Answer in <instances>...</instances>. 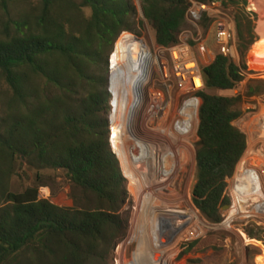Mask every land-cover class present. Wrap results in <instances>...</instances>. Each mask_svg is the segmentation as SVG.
<instances>
[{
	"label": "trees",
	"instance_id": "trees-1",
	"mask_svg": "<svg viewBox=\"0 0 264 264\" xmlns=\"http://www.w3.org/2000/svg\"><path fill=\"white\" fill-rule=\"evenodd\" d=\"M23 2L29 7L14 14L12 8ZM137 3L142 18L136 0H0V78L10 91L9 113L0 121V264H101L125 238L128 220L120 212L128 193L108 146L103 74L120 33L139 34L137 29L146 23L157 45L173 46L187 25L190 8L188 0ZM229 3L240 65L218 53L212 63L201 66L206 91L200 94L191 190L194 207L214 225L221 223V210L230 205L227 180L247 150V139L235 126L242 116V96L213 92L238 89L257 41L255 20L246 12L248 0ZM209 25L204 17L199 26ZM258 57L259 69L264 68V55ZM38 82L55 93L39 90ZM23 159L39 169L62 170L73 207L40 199L39 189L48 185L40 174L34 186L13 192L10 181ZM246 231L249 264H264V245L256 241L260 229ZM200 241L187 245L183 255Z\"/></svg>",
	"mask_w": 264,
	"mask_h": 264
},
{
	"label": "built area",
	"instance_id": "built-area-1",
	"mask_svg": "<svg viewBox=\"0 0 264 264\" xmlns=\"http://www.w3.org/2000/svg\"><path fill=\"white\" fill-rule=\"evenodd\" d=\"M188 2L187 23L199 28L206 17L214 27L219 53L235 63L236 28L231 18L222 17L221 3ZM201 66L184 30L170 47L123 31L108 57V146L119 163L128 202L133 203L132 217L136 222L140 217L148 222L155 217L156 227L150 222L154 248L156 243L176 249L202 235L201 226L205 227L189 202L196 175L200 94L206 91ZM175 87L179 106L171 116ZM253 115L246 125V154L228 180L230 206L222 212L227 228L236 229L234 222L247 220L264 226V107ZM48 197L47 189L39 190L40 199ZM161 221L170 226L160 229ZM158 249L155 253L162 251ZM119 262L121 259L115 260V264Z\"/></svg>",
	"mask_w": 264,
	"mask_h": 264
},
{
	"label": "rangeland",
	"instance_id": "rangeland-1",
	"mask_svg": "<svg viewBox=\"0 0 264 264\" xmlns=\"http://www.w3.org/2000/svg\"><path fill=\"white\" fill-rule=\"evenodd\" d=\"M221 3L222 7L220 9L223 14L222 17H229L233 20V6L229 3V0L218 1ZM31 4V3H30ZM137 8L141 16V10L139 4L137 3ZM27 2L19 3L12 8L14 14L21 13L23 10L28 8ZM85 16H90V10H84ZM246 12L251 14L250 19L254 21V33L257 41L252 46L246 58L247 70L244 72L245 78L234 92H213L218 96L234 97L236 95L242 96L241 112L242 116L238 121L235 122V126L245 134L247 131L246 125L249 124V119L257 114H259L264 107V68L259 69L257 63H259L258 55H264V16L259 10L257 0H248V5L246 7ZM234 22V21H233ZM235 24V23H234ZM189 36V41L192 42V46L197 52V55L201 61L202 65H209L203 59L201 49H204L209 57V62L212 63L215 56L219 53V47L215 39V30L213 25H209L207 28H195L187 23L186 27L183 29ZM138 36L150 39L152 42L155 41V34L153 30L145 23L144 26L140 27L136 31ZM200 38L198 43L194 40ZM262 38V40H261ZM235 41V50L236 49ZM263 45L261 48L255 47L256 45ZM201 48V49H200ZM240 55L237 51V58L235 63L240 65ZM108 72L105 71L103 77L107 78ZM39 90L47 91L49 95L55 92L51 88H47L45 83L38 82ZM171 116L176 113L179 103L178 100V88L175 87L171 91ZM256 94H253L255 93ZM253 95H249V94ZM9 88L6 83L0 78V121L7 117L8 115V101H9ZM108 113L103 117L107 119ZM248 132V131H247ZM246 136V134H245ZM247 138V137H246ZM248 145V140H247ZM246 154V153H245ZM245 156V155H244ZM243 156V158H244ZM242 158V159H243ZM241 159V160H242ZM195 173V172H194ZM40 174L44 176V181L48 184L47 186L41 187L40 189H47L49 193L48 200L58 206L63 208L73 207V200L71 198L72 189L68 184L65 173L58 169L50 168H40L36 164H29L26 160H21L17 164L16 173L11 178L10 188L13 192H22L28 187L34 186L36 182V175ZM194 181V177H193ZM192 184H194L192 182ZM191 184V186H192ZM39 189V190H40ZM191 191V187H190ZM45 197V196H44ZM189 202L191 206L195 209L192 203V197L190 195ZM189 204V207H191ZM133 203L131 200H127V203L121 210L122 218L128 220V229L125 238L119 242L113 249L111 254V259L107 262L101 264H115V260L121 259L122 263L118 264H151V260L148 258L147 252H155V248L150 247L152 244L151 234V224L145 221L143 217H140L139 222L137 218H133L131 215ZM192 208V207H191ZM190 213L194 217L195 213L191 210ZM195 211L205 222V227L202 225V235L194 237L193 239L186 242L187 244L176 247V252L174 254V259L167 264H249V258L251 259V252L247 248V235L246 230L251 227H258L260 229V235L258 243H263L264 245V226H257L254 222L249 223L247 221H237L232 225L239 229L243 235L234 228H227L223 221L220 224H211L198 212ZM196 216V215H195ZM194 221L192 222V224ZM142 234V237H141ZM245 237V238H244ZM171 239V238H170ZM165 241H169V238H164ZM197 240H202L198 245H196L192 250L188 251L183 255L184 250L188 247L187 245L196 242ZM172 242V240H170ZM148 248L142 252V248ZM119 251V254L116 252ZM146 252V253H145ZM119 255V256H117ZM176 255V256H175Z\"/></svg>",
	"mask_w": 264,
	"mask_h": 264
},
{
	"label": "bare ground",
	"instance_id": "bare-ground-1",
	"mask_svg": "<svg viewBox=\"0 0 264 264\" xmlns=\"http://www.w3.org/2000/svg\"><path fill=\"white\" fill-rule=\"evenodd\" d=\"M257 2H258L259 10L262 12V14L264 16V0H257ZM149 219H150V222L153 224V226L156 227L155 217H150ZM188 219H190V217ZM166 226L169 227L170 225L168 223H164L163 221L160 222V229H163ZM169 229L171 230L172 228H169ZM153 240H155V236H153ZM164 242H165V240H164ZM153 246H154V244H153ZM155 246H156L155 248L157 250H159L158 248H162L161 249L162 251L160 253H155V252L149 253V252H147L148 258L152 259L151 264H167L169 262V260L171 261L172 259H174L173 253L176 252L175 247H171L170 245H164V244L163 245L161 244V247H158V245L156 243H155ZM150 247H152V246L150 245ZM147 249L142 248V252L147 250ZM165 253H166V256H165Z\"/></svg>",
	"mask_w": 264,
	"mask_h": 264
},
{
	"label": "water",
	"instance_id": "water-1",
	"mask_svg": "<svg viewBox=\"0 0 264 264\" xmlns=\"http://www.w3.org/2000/svg\"><path fill=\"white\" fill-rule=\"evenodd\" d=\"M201 53H202V56H203V59H204V61L206 62V64H210V62H209V57H208V55H207V53H206V51L204 50V49H201ZM229 208V205H227V206H225L223 209H222V211H224V210H227Z\"/></svg>",
	"mask_w": 264,
	"mask_h": 264
},
{
	"label": "clouds",
	"instance_id": "clouds-1",
	"mask_svg": "<svg viewBox=\"0 0 264 264\" xmlns=\"http://www.w3.org/2000/svg\"><path fill=\"white\" fill-rule=\"evenodd\" d=\"M142 15V14H141ZM107 63H108V61H107ZM245 135V134H244ZM247 139V138H246ZM246 153V152H245ZM245 155V154H244ZM243 158V157H242ZM240 163V162H239ZM237 169V168H236ZM235 174V173H234ZM229 180V179H228ZM228 180H227V183H228ZM229 186V185H228ZM229 196V195H228ZM230 206V205H229ZM196 209V208H195ZM197 210V209H196ZM228 210V209H227ZM198 211V210H197ZM224 211H226V210H224ZM199 212V211H198ZM221 212H223L222 210H221ZM247 235V234H246Z\"/></svg>",
	"mask_w": 264,
	"mask_h": 264
}]
</instances>
